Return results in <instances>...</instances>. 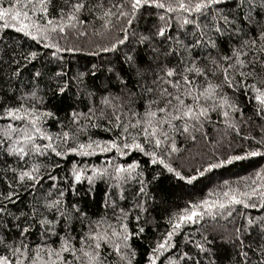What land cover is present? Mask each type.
Instances as JSON below:
<instances>
[{
  "label": "snow or ice",
  "instance_id": "6c2138e0",
  "mask_svg": "<svg viewBox=\"0 0 264 264\" xmlns=\"http://www.w3.org/2000/svg\"><path fill=\"white\" fill-rule=\"evenodd\" d=\"M8 30L32 43L0 38V264H264V164L160 219L155 194L264 158V0H0Z\"/></svg>",
  "mask_w": 264,
  "mask_h": 264
},
{
  "label": "trees",
  "instance_id": "16d2710c",
  "mask_svg": "<svg viewBox=\"0 0 264 264\" xmlns=\"http://www.w3.org/2000/svg\"><path fill=\"white\" fill-rule=\"evenodd\" d=\"M98 26V24H97ZM16 40L20 43H23L26 47L28 44L32 43L27 39L22 38L20 34H16L12 30H8L6 33H0V38H8ZM81 43L88 46L89 41L87 38L81 41ZM78 56L80 57V65L82 66L87 60L88 63L97 62L95 57H85L84 53H76V54H66V56ZM109 54H101L100 59L108 58ZM51 71H55V65H49ZM73 70H75L76 65H72ZM81 70L83 68L81 67ZM71 74V73H70ZM102 78V74L96 77V80L99 81ZM67 103H71V101H67ZM57 104L55 99L49 101V106ZM61 114H63V108H61ZM246 115H252L249 109H245ZM215 119V117H213ZM255 120V117H253ZM259 121L256 122L251 128H245V131H251L254 135L259 136L260 131L258 127ZM98 135H103V133H97ZM233 147H239V142L237 141ZM212 151V146L209 144L205 146L203 142H197L195 145L188 144L185 148L181 149V152L175 156V166L181 168V170L185 174H193V169L202 166V162L209 158L208 154ZM222 151H230L225 145ZM132 159L139 158L138 153L130 154ZM72 159H79L78 157L69 156L68 162L70 163ZM103 159L101 156L89 158V163H100ZM128 159V158H125ZM83 162V161H81ZM143 159L141 163H145ZM260 164H264V158L261 157H252L248 160L244 161H236L233 162L232 165L222 166L221 168L213 169L208 173H205L204 176L198 177L191 184L185 181H179L178 179H174L171 174L164 173L156 184V196L158 202H163L160 204V208L158 209L157 218L160 219L163 215V208L166 204H171L176 200H183L188 198L189 196L196 197L203 195L209 188H211L214 184L224 180L232 178L234 179L238 175H245L246 173L252 171L253 168L258 167ZM151 171L149 172V179H151L152 173L155 171L153 166H149ZM102 187V186H101ZM255 212V210H252ZM161 228L164 227L163 223L160 225ZM148 238H155L151 228L148 229L147 238L144 241V244L147 243ZM179 239V238H178ZM144 244L136 243V246L140 249V251H144ZM225 254L227 253V249H224Z\"/></svg>",
  "mask_w": 264,
  "mask_h": 264
}]
</instances>
